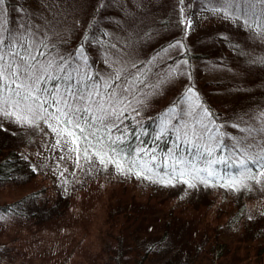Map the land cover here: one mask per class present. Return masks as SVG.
I'll return each mask as SVG.
<instances>
[{"label":"rangeland","instance_id":"obj_1","mask_svg":"<svg viewBox=\"0 0 264 264\" xmlns=\"http://www.w3.org/2000/svg\"><path fill=\"white\" fill-rule=\"evenodd\" d=\"M21 1L26 4V8L33 7L28 13L30 20H34L36 14L37 17L41 15L43 21L48 20L49 30L55 33H62L81 25L94 9H103L101 12L104 21L100 26L107 28L113 44L121 52H117L115 56L109 52L96 63L98 70L105 75L102 79H107L110 72H121L134 57L139 58L135 43L126 36L120 26H116L118 18L111 13L123 17L131 16L132 21L135 19L137 23L135 17H139L141 22L151 17L149 21L151 24L162 19L158 18L160 15L167 14L169 20L174 23L170 22L169 30L161 29V32L169 33L162 38L169 40L177 36L178 39L173 41V44L180 41L181 47L163 50L159 60L180 51L200 53L203 59L193 60L194 62L189 64L191 75L186 74L183 63L177 67L181 69L182 74L173 68L168 72L166 66L160 73L163 77H159L152 91L146 94L147 99L139 89L133 100H136V97L137 100L140 98L139 102L146 99L143 108H139L140 114L146 115L159 109L177 92L176 89L183 87L199 72L207 71L208 77L219 81L213 92L206 94L217 95L220 103L217 108H221L220 114H235L233 121L236 125L248 124L245 120L247 116L253 121L259 118L258 107L249 106L242 98L247 92L264 91V87L258 84L262 82L264 85V23L263 28L258 29L256 25L252 26L250 21H246L243 15L235 12L236 10L227 14L223 11H214L213 9L219 8L217 0H211L207 6L202 5L200 0ZM7 2L11 4L8 6L9 10L18 5V0ZM14 13L17 16V13ZM262 21L264 22V18ZM155 35L152 32L149 39L154 44L158 42V39L155 41ZM254 82H258L257 89L254 88ZM225 102L234 104L227 105ZM22 115H28L34 123H16L0 116V125L11 132H23L26 135L27 141L21 142L17 148L34 168L35 178L29 187L20 189L4 187L0 191V202L16 198L31 188L43 186L49 194L59 192L68 196L71 206L67 217L59 225L46 229L31 231L14 226L12 222H3L0 225V241L15 251L11 260L1 258L0 264H90L93 257L97 259L101 254L103 246L107 248L111 245V249L116 247L113 243L116 236L112 234L113 220L110 213L124 204L131 203L132 200L141 204L149 203L148 215L155 213L156 217H164L170 209L174 211L175 217H171L172 231L173 227L183 222L188 230L191 226L196 229L191 235L201 232L206 241L207 235L213 231L216 233L220 231L221 238L227 241L236 239L241 234L238 220L229 222L227 219L236 213L235 208L231 207L233 198H230L233 194L236 195L235 189L221 187L218 184L215 189L219 196L217 198L216 194L207 192L213 199L210 200L204 198L206 189L210 187L199 184L197 180L193 182L191 179L183 178L179 184L165 183L161 180L148 179L143 173L138 176L135 174L137 171L121 172L117 170L115 164L102 165L98 157L88 156V159H85L80 151L77 153L70 150L76 146L70 143V138H67L66 134L62 136L52 130L53 127H64L58 125L55 120L48 117L36 121L35 117L27 112ZM240 115L245 119H241ZM183 180H189L195 187H189ZM218 187L221 189L218 190ZM257 187L261 191L260 194L247 203L251 218L258 213H264V182L257 183ZM218 206L223 209L219 213V224ZM136 207L140 210L139 205ZM160 224L161 222L155 224L149 219L139 225L130 226L127 223L124 227L125 235L130 243L131 236H127L128 232L136 231L138 237L154 235L159 232ZM186 236L188 235L184 232V235L180 236L181 241H188L185 240ZM128 246L131 247L130 244ZM110 253L106 252V260L112 264L114 261L109 256ZM161 253L164 257L169 255L170 251L165 250ZM201 258L200 264H210L206 257Z\"/></svg>","mask_w":264,"mask_h":264},{"label":"trees","instance_id":"obj_2","mask_svg":"<svg viewBox=\"0 0 264 264\" xmlns=\"http://www.w3.org/2000/svg\"><path fill=\"white\" fill-rule=\"evenodd\" d=\"M202 5L207 6L209 1L200 0ZM257 4H259L257 2ZM18 5H23L25 8L24 20L27 22L30 20L28 18V13L33 7L26 8V4L21 0H18ZM15 5V6H18ZM6 7L11 6L6 2ZM245 5L241 4L240 8L235 12L243 15V9ZM101 11L103 9H94L91 14L86 16V21L81 25L74 26L62 33L51 32L47 27L49 22L43 21L44 18L37 17L34 20H30L32 24L36 26L39 30L37 33V38L43 40L48 47L44 49L45 52L51 50V55L56 56L57 53L68 56L71 53L83 52V55L87 57V67L86 71L88 75L95 78L97 75L99 77L103 75L98 68L96 63L103 59L109 52L111 55H116L117 52H121L113 44L111 36L107 32V28L100 26L104 21V15ZM191 12V10L189 9ZM255 14L250 13V18L245 17L246 21H250L251 25H256L258 29H262L264 23L262 19L264 18V6L256 5L254 9ZM107 14V13H106ZM114 14V15H113ZM111 15L117 16L118 20L116 26H120L132 42L135 43V48H138L139 58H135L130 62L122 71L121 76L128 80V85L131 87V93L128 95L127 99L130 101V106L123 112L121 116V128L127 129V139L121 145L127 149L129 146L138 145L143 147L149 152L154 151L157 157L156 160L149 163L151 171L142 168H135L132 171H141L146 177H151L152 180L168 181L170 177V168L168 164V153L176 146V144H181V153L192 159L190 153L194 151L192 145H184L182 143L183 135L182 131L178 137L177 129L183 130L186 126L191 129L196 127L199 131L198 120L203 121L207 124L209 129H211L212 135L219 134L224 143H234L235 140L242 138L241 136H247V129L251 130V135L255 137L257 144L264 145V91L255 90L253 92H247L246 96L242 100L247 101L250 105L258 107L260 112L259 118L252 120L241 116L244 118L248 124L236 125L234 122L235 114L226 115L220 114L221 109L220 103H218L217 95L212 94L213 88L218 84V80H212V78L207 76V71L199 72L196 76L190 79L183 87L176 89L175 94H172L171 99L162 105L159 109L148 113L146 115L140 114L139 108H143L146 99L148 98L149 92L152 91L156 80L161 77V71L166 66L168 72L171 68L177 69L178 65L184 64L183 69L186 74H190V66L196 59H203L202 54L194 53L190 54L186 51H180L174 55L168 56L164 60H159L160 54L165 51V49H171L170 45H173V41L177 40L178 37L175 36L169 40H164L162 36L169 34L168 32H161L162 28L169 30L171 23L168 15H160L158 18H162L151 24V17L146 21H139V17H135L138 23L133 20L132 17H123L120 14L112 12ZM112 16V17H113ZM162 16V17H161ZM31 17V16H30ZM9 18L17 19L15 13L9 10ZM37 19V20H35ZM129 22V23H128ZM150 23V24H149ZM174 23V22H173ZM135 24V25H134ZM9 27H12L10 24ZM124 28V29H123ZM152 32L155 35V41L158 39L156 44L149 41L152 36ZM121 35H125L120 33ZM119 36V34H117ZM120 37V36H119ZM264 65V63H263ZM75 66V65H74ZM178 73L181 69L176 70ZM112 73V72H110ZM109 73V74H110ZM131 73V75H129ZM109 74L107 76H109ZM182 74V71H181ZM180 74V75H181ZM191 75V74H190ZM163 77V76H162ZM208 77V78H207ZM207 78V79H206ZM262 81V80H261ZM264 81V80H263ZM226 83V81H224ZM118 84L122 81L117 82ZM258 83V82H257ZM254 82L255 89L258 88L256 85H264ZM55 82H50L45 85V87L53 88ZM141 89L143 96L146 99L143 100V104L139 102V99L133 100L134 95ZM189 89L193 95V102L199 104L201 107L194 110L193 113L189 112ZM219 88L217 87V91ZM208 93V94H206ZM198 97V99H196ZM227 105H232L234 102H225ZM207 110L209 114H206ZM49 112H54L55 107L48 109ZM195 111H199L200 115L195 116ZM139 112V113H138ZM233 112V111H232ZM31 114V113H29ZM36 121H40L44 118L40 116H34ZM167 125L166 134L161 136L159 140L155 139V136L160 133V128ZM84 126L83 123L81 125ZM98 127V126H97ZM241 127L242 129H239ZM219 129V133H217ZM95 130V129H93ZM135 132V136L133 133ZM141 132H145L146 135L140 136ZM87 134V133H85ZM122 133L117 132L115 129L112 130L111 136L115 138ZM103 141L108 144L109 141L107 136L103 135ZM207 135V134H206ZM143 140L144 143L140 144L139 140ZM93 147L89 148L88 156L98 157L95 153L100 145L96 144L95 139L89 136ZM27 138L23 132L14 133L0 125V191L6 186H11L12 188L20 189L22 187H29L35 178V170L28 162L27 158L23 156L18 151V146L21 142H26ZM80 143V152L84 155V148L88 147L87 144ZM103 151L110 152L108 148H104ZM264 152V149L256 148L253 155L257 153ZM111 154V153H110ZM227 155L226 152H220L217 150V156ZM119 158V157H117ZM99 159V158H98ZM125 159H128L125 157ZM140 159L148 162L149 158L146 156L140 157ZM123 163V161H122ZM250 167H256L249 165ZM197 167H204L203 163L197 161ZM217 172L220 175H225V169L223 165L215 166ZM232 174L239 180V173L236 169L231 170ZM186 179H191L196 181L194 178L184 177ZM227 177L224 181H219L216 179L211 180L207 184H203L206 189L204 198H209L207 192H212V195L217 194V185L227 182ZM181 180L172 179L171 183L179 184ZM247 187L244 185H238L236 190V195H232L230 198L232 200V206L235 208L236 213L227 217L228 221L238 220L241 225V234L232 240H223L220 236V231L211 232L207 235V241L203 234L196 233L191 235L196 229L192 226L190 230L187 229L186 225L181 222L176 227L170 228L172 225V218L175 217V212L171 209L169 213L164 217H156L154 215H148L150 204L136 202L132 200L131 203L124 204L122 207L111 211V220H113L111 225L112 234L116 236L113 243L116 244L114 249H111V245H108V249L104 246L102 247L101 254L97 259L92 258L90 264H109L106 260V252H111L109 254L114 261L112 264H200L202 262L201 257H206L210 264H264V213H258L254 218L249 217L247 203L250 199L256 198L260 194V189L257 187V183L252 181L245 182ZM199 184H202L199 182ZM207 185V186H206ZM213 188V190H210ZM227 188V187H226ZM221 188L218 187V190ZM228 192V191H227ZM230 193V192H228ZM211 195V196H212ZM228 195V194H227ZM137 205L140 206V210L136 209ZM71 206V200L68 196H65L59 192H54L49 194L46 192V187L31 188L27 192H24L20 196L4 200L0 202V225L3 222H12L14 226L22 227L26 230L35 229H46L48 227H54L59 225L65 217H67ZM217 214V224L220 218V214L223 209L218 206ZM145 211V212H144ZM148 211V212H147ZM172 217V218H171ZM149 219L156 223H160L159 232L154 235H147L138 237V233L128 232L127 236H131L130 243L125 235L124 227L127 223L130 224H144ZM183 220V219H182ZM187 233L185 240L181 241L180 236ZM138 234V235H137ZM126 237V238H124ZM112 243V244H113ZM131 245L129 247L128 245ZM170 251L169 255L162 256V251ZM13 250L8 244L0 241V259L13 258ZM161 253V255H160ZM160 256V257H159ZM95 259V260H94Z\"/></svg>","mask_w":264,"mask_h":264},{"label":"snow or ice","instance_id":"obj_3","mask_svg":"<svg viewBox=\"0 0 264 264\" xmlns=\"http://www.w3.org/2000/svg\"><path fill=\"white\" fill-rule=\"evenodd\" d=\"M6 2L7 0H0V116L16 123L29 124L34 121L22 113H31L32 116L41 118L47 116L58 125L64 126L53 127L52 130L70 138V143L76 146L70 150L79 153L78 142L88 145L84 148L85 159H88L89 148L93 147L89 140L91 136L100 145L95 154L102 165L115 164L121 172L132 171L138 167L151 171L148 165L157 159L154 151L149 152L138 145L129 146L127 149L121 147L127 139V129L120 126L121 116L130 106L127 97L132 94L128 80L121 76L120 71L110 73L107 79L88 75L85 70L87 57L82 51L68 56L60 53L52 56L51 50L45 52L48 45L37 38L39 30L30 20H24V6L12 8L11 11L17 13V19H10ZM257 2L264 5V0H217L219 8L213 10L223 11L225 14L234 13L243 4V15L250 18V13L255 14ZM10 24L12 27H9ZM170 47L179 48L181 42L177 41ZM120 81L122 83L118 84ZM50 82H55V86L45 87ZM193 95L189 89L190 114L201 107L193 102ZM53 106L55 111L49 112L48 109ZM205 112L210 115L207 110ZM199 115V111H195V116ZM197 123L199 131L196 127L189 129L187 126L183 130H176L178 137L182 131V143L194 148L190 153L192 159L181 153V144H176L167 157L170 161L168 167L171 170V179L161 182L171 183L172 179L182 180L187 176L207 184L213 179L224 181L227 177V182L220 186L230 189H235L238 185L247 187L246 181L264 182V152L253 155L256 148L264 149V145L257 144L250 129L246 130L247 136L235 140L234 143H224L219 134H211V129L202 119ZM113 129L122 134L113 138ZM166 131L167 125L162 126L155 139L159 140ZM101 132L107 136L108 144L104 143ZM133 135H136L135 132ZM143 135L146 133L141 132L140 136ZM139 143L143 144L144 141L139 140ZM104 148H108L110 152L103 151ZM218 149L227 155L217 156ZM142 156L148 157V162L140 159ZM197 161L202 162L204 167H197ZM217 165L224 166V176L217 172ZM232 169L238 171L239 180L232 174ZM135 174L139 176L142 172L137 171ZM147 178L151 179L150 176ZM183 182L189 187H195L189 180Z\"/></svg>","mask_w":264,"mask_h":264}]
</instances>
